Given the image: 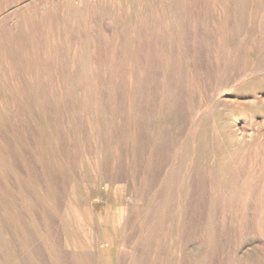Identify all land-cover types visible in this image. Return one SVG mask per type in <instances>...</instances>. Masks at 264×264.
Returning <instances> with one entry per match:
<instances>
[{"label":"rangeland","instance_id":"obj_1","mask_svg":"<svg viewBox=\"0 0 264 264\" xmlns=\"http://www.w3.org/2000/svg\"><path fill=\"white\" fill-rule=\"evenodd\" d=\"M0 52V264H264V0H0Z\"/></svg>","mask_w":264,"mask_h":264},{"label":"bare ground","instance_id":"obj_2","mask_svg":"<svg viewBox=\"0 0 264 264\" xmlns=\"http://www.w3.org/2000/svg\"><path fill=\"white\" fill-rule=\"evenodd\" d=\"M164 1H166V0H164ZM168 7H166V9ZM56 11L57 10L49 9L47 6L39 7V10L37 12L34 11L33 16L37 21L36 24L38 25V29H37L36 33H37V37L40 39V41L38 42V45H37L38 54L37 53H36V55L27 54V55L23 56V62L30 63V67L32 68V70H34V73L30 74V82L33 85L34 89H36L37 85L41 82L40 67L41 66H48V67L51 66V68L53 70V74L55 76V82L57 83V86L59 88L60 96H65V98L70 99V97L67 94V87H68V85H70V84H68L69 79L67 78V75L70 74V71L72 73L77 72L79 70V68H81V62L77 59V55H75V54L72 55V57L70 58V45H69L67 53L61 52L58 55L59 57H61V60H62V62L60 61L61 64L59 67L52 64L53 61L50 60V59L54 60V58L52 57V55H50V53L48 52V49L46 50L47 41L45 39L48 38V36H47V25L48 26L50 25L49 20H52V19L56 20L55 19L56 15H57V14H55ZM51 13H54L53 17L51 15ZM17 17H18V15L15 14L11 19H9L8 24L16 30L19 29V30H22L25 32L30 30L31 25H32L31 21L30 20L26 21L23 18L21 19V18H19V17L17 18ZM172 23H173V21H172ZM59 34H60V31H58V35ZM52 43L56 45V48H55L56 50L58 49L60 51L64 48L61 43L56 44L55 38L52 40ZM52 43H51V47H52ZM49 49H51V48H49ZM54 57H56V56H54ZM120 60H121V63L123 64V66L126 68V74L128 76V81L130 83V92L135 93V91H137V86H136L137 80H136V77L134 74L136 64L131 58H127L125 56H122V57L120 56ZM0 62L4 63V65L8 67V70L13 74V69L11 68V63L15 62L14 56H11V59L7 60L5 57L2 56V54L0 52ZM27 65H29V64H27ZM92 67H93L92 64L89 65V69H92ZM99 69L101 71H98L97 73H101L103 76H106V74L109 73V71L111 70V66H108L107 64L102 63V64H100ZM9 76L11 77V75H9ZM38 78H39V81L36 82V80ZM105 83H106V79L100 80V91L101 92L107 91V89L105 88ZM110 87H111V85H110ZM85 88H80L81 96H86V93H85L86 89ZM117 102H118V99H117ZM119 104H120V101H119L118 105ZM122 216H120V222L123 220Z\"/></svg>","mask_w":264,"mask_h":264}]
</instances>
